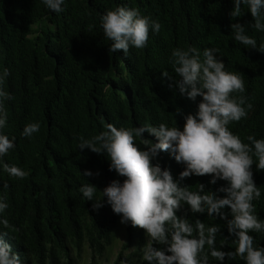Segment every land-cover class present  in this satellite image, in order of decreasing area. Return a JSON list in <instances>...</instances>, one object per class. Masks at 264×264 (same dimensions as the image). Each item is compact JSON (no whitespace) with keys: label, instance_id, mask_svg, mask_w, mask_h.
Returning <instances> with one entry per match:
<instances>
[{"label":"trees","instance_id":"16d2710c","mask_svg":"<svg viewBox=\"0 0 264 264\" xmlns=\"http://www.w3.org/2000/svg\"><path fill=\"white\" fill-rule=\"evenodd\" d=\"M121 6L139 9L142 16L160 23L158 33L149 32L145 48L130 47L126 54L109 51L112 42L104 34L101 18ZM62 7L64 11L56 13L43 0H0V73L10 72L2 87L14 97L4 102L8 118L0 131L14 137L15 144L2 160L28 174L24 179L12 177L0 164V197L8 204L0 220L7 219L11 226L0 223V234L21 264H79L83 240L93 255H100L110 243L115 222L111 206L103 199V207L94 210V201L79 190L105 177V170L111 175L110 160L106 154L77 148L80 137L90 139L109 123L117 128L175 124L183 130L184 117L196 113L201 98L193 101L168 87L170 81L162 72L179 79L171 63L174 49L192 46L201 55L205 48L217 49L225 70L242 75L246 89L242 95L252 104L247 118L231 123L229 129L245 143L249 135L264 139V52L258 51L264 31L251 26L246 5L237 18L230 17L234 0H64ZM232 23L245 26L246 34L256 39L257 50L234 39ZM33 31L36 34L30 36ZM29 123L40 125L31 138L22 135ZM143 137L148 139L147 132ZM158 160L174 180L185 169L168 151H160L153 163ZM85 170L94 175L84 176ZM252 172L261 191L253 204L264 220V170H257L254 163ZM211 178L192 175L180 184L192 191L203 184L204 192L226 186L222 180L211 184ZM223 211L231 219L230 209ZM177 215L193 224L199 220L206 226L220 225L217 249L235 251L226 220L207 212L192 213L186 204ZM135 234L136 250L122 262L148 264L143 259L147 241L140 231ZM250 235L257 247H264V233ZM153 247L166 251V245L154 242ZM209 264L245 261L237 257L220 262L209 255Z\"/></svg>","mask_w":264,"mask_h":264},{"label":"clouds","instance_id":"9594fccd","mask_svg":"<svg viewBox=\"0 0 264 264\" xmlns=\"http://www.w3.org/2000/svg\"><path fill=\"white\" fill-rule=\"evenodd\" d=\"M43 3L53 12L64 11V0H43ZM242 5L247 6L252 17L251 26L264 31V0H234L230 17H241ZM101 26L112 42L109 51L125 54L130 47L145 48L149 32L158 33L161 28L158 21L142 16L139 9L122 6L107 11L101 18ZM32 27L34 29L35 25ZM230 27L236 41L257 50L256 39L246 34L244 25L232 23ZM35 34L33 31L30 36ZM217 51L205 48L201 55L196 47L176 48L172 51L171 63L179 79H174L167 71L162 72L170 81V89L175 87L181 95L193 101L201 98L196 113L184 117L183 130L175 124L171 127L161 123L159 126L144 124L117 128L109 123L104 131L90 139L80 137L77 148H87L98 155L106 154L111 173L109 175L104 167L105 177L93 185L83 184L80 192L86 200L94 201L91 202L94 210L103 207V199L107 200L115 218L112 228L121 216L120 222L126 224L125 245L131 242L130 236L136 240L135 232L140 231L147 241L143 259L148 264H209V255L220 262L225 258L235 260L239 257L245 264H264V247H257L250 235L252 232L264 233V220L256 214L253 204L260 198L261 191L252 172L254 163L257 170H264V139L249 135V143H245L229 129L231 123L247 118L252 104L242 95L246 90L242 75L226 71L224 62L217 58ZM258 51L264 52V44H260ZM9 75L8 69L0 73V130L7 125L8 113L4 102L14 99L2 87ZM39 128V123H29L22 135L31 138ZM145 132L148 139L143 137ZM14 147V137L10 139L0 131V164L3 170L12 177L24 179L28 175L26 171L2 160ZM160 151L170 152L177 163L185 165L178 180L173 179L169 170L163 169L159 160L153 163ZM83 175L91 177L94 174L85 170ZM192 175H210L211 184L217 180L227 183L216 192H204L203 184L196 185V190L192 191L180 184L181 180ZM119 176L125 177L122 183L116 180ZM217 192L224 193V196H218ZM185 204L192 213L207 212L209 217L218 216L226 220L228 233L235 237V251L217 249L220 225L206 226L199 220L193 224L186 217L178 216L177 212ZM225 207L230 209L231 219L223 211ZM7 208L6 199L0 197V213ZM0 223L4 228H11L7 219L0 220ZM224 241L226 238L221 246ZM154 242L166 245V251L153 247ZM81 243V250L85 247L89 252L86 241ZM89 254L91 261L101 255ZM121 261L118 252L113 264ZM0 264H21L19 255L12 252L3 234H0Z\"/></svg>","mask_w":264,"mask_h":264},{"label":"rangeland","instance_id":"374dc122","mask_svg":"<svg viewBox=\"0 0 264 264\" xmlns=\"http://www.w3.org/2000/svg\"><path fill=\"white\" fill-rule=\"evenodd\" d=\"M120 221L121 216L119 215L117 222L112 228L111 243L105 248L103 253L99 257L95 258L94 261H91L90 254L84 247L80 252V264H113L118 252H120L121 258L123 259V257H125L128 253L136 249L135 238L133 236H130L131 242L129 244H124L126 241V224H122ZM120 264H123V262L121 261Z\"/></svg>","mask_w":264,"mask_h":264}]
</instances>
